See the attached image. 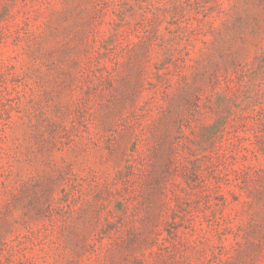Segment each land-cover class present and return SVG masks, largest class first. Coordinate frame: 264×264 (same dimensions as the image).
<instances>
[{
    "label": "rangeland",
    "instance_id": "rangeland-1",
    "mask_svg": "<svg viewBox=\"0 0 264 264\" xmlns=\"http://www.w3.org/2000/svg\"><path fill=\"white\" fill-rule=\"evenodd\" d=\"M0 264H264V0H0Z\"/></svg>",
    "mask_w": 264,
    "mask_h": 264
}]
</instances>
